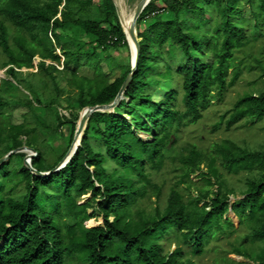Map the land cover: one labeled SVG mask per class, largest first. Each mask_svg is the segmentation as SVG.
Listing matches in <instances>:
<instances>
[{
	"label": "trees",
	"instance_id": "obj_1",
	"mask_svg": "<svg viewBox=\"0 0 264 264\" xmlns=\"http://www.w3.org/2000/svg\"><path fill=\"white\" fill-rule=\"evenodd\" d=\"M94 8L95 0H0V49L6 56L1 70L9 77L0 85V159L28 147L37 153L35 170L53 171L72 147L83 110L112 104L118 96L132 67L121 66L110 52L129 43L114 0H103L98 13ZM137 29L139 65L125 100L114 113L91 116L67 166L34 176L23 153L0 166V264H196L213 241L223 238L231 247L228 264H245L232 255L264 264V145L252 149L225 139L208 151L180 146L183 128L200 121L202 110L232 85L230 71L233 81L245 71L235 53L251 48L256 54L264 39V0H153ZM254 59L264 73V60ZM104 64L111 72L121 70V76L111 81ZM84 68L93 77L83 76ZM59 77L68 91L59 86ZM23 82L35 99L22 93ZM158 90L166 96L157 102ZM258 93L239 100L223 119L229 116L230 125L247 117L263 120L264 89ZM19 108L29 112L23 124L14 125L8 111ZM66 124H72L69 136ZM58 134L66 149L51 162L49 141ZM16 157L20 171L12 169ZM169 166L177 182L163 205L157 178ZM221 170L248 175L244 199L232 206L236 194L226 188ZM195 175L215 190L196 187ZM152 195L158 200L147 204ZM96 215L103 225L88 228ZM243 226L251 247L242 239L231 241ZM256 243L262 244L257 255L250 251Z\"/></svg>",
	"mask_w": 264,
	"mask_h": 264
},
{
	"label": "rangeland",
	"instance_id": "obj_2",
	"mask_svg": "<svg viewBox=\"0 0 264 264\" xmlns=\"http://www.w3.org/2000/svg\"><path fill=\"white\" fill-rule=\"evenodd\" d=\"M142 0H125V9L130 13L136 12L137 6L140 4ZM103 0H95V12L98 13V7L102 4ZM119 17L120 14V7L117 1L115 0ZM161 6L164 7V4L161 2ZM245 16L248 19H251L254 21L252 14L246 10ZM211 18V16H208ZM254 24V23H253ZM145 31V26L142 25L141 32ZM11 44L13 45V39L11 41ZM60 54V52H59ZM111 57L119 63L121 66H131L133 63V53L131 48L122 49L120 51H111L110 52ZM235 57L237 59V62H244L246 65L242 69V75L238 77L237 80L233 81L234 75H232V71H230V76L228 78V82L232 83V85H229L228 89L225 91L224 96L222 98L216 99L210 103V105L202 110V118L197 123H191L183 130L181 131V140H180V146H186L187 144H194L198 146L200 149H203L205 151L210 150V148L216 143L223 141L225 139H230L237 144L244 146V147H250L252 149H259L264 145V119L263 120H253L251 117H247L245 120H241L233 125H230L228 122L229 116H227L225 119H223V116H225L226 112L232 110L237 102L241 100L242 98L253 95V93L259 94L258 91H261L264 89V73L261 68L256 64L255 57L261 58L264 60V39H262L258 44L256 48V54H253V51L251 48H245L243 50H239L235 53ZM6 61V56L3 54L2 50L0 49V85L2 83V80L9 78L6 74V70H1L4 62ZM207 61L212 63L214 60L211 55L207 56ZM34 64L37 66L39 64V59L35 58ZM104 71L109 75L111 81H115L117 78L121 76V70H117L115 72H111L108 65H103ZM60 69H63L61 67ZM261 70V71H260ZM25 72H28L27 70H24ZM38 69L35 68L34 72H37ZM33 72V71H31ZM81 74L83 76L87 77H93L94 72L91 69L84 68L81 71ZM27 80L38 82V77L35 76H28ZM15 84V82H14ZM58 84L59 86L64 89L65 91H68V86L66 83V80L62 77L58 78ZM22 93H25L28 95L30 99H35L36 95L31 91V89L28 88L26 83H22L21 86H19ZM180 91L179 95V101H180V109L184 110V106L182 103V97L183 92L182 89H178ZM166 92L162 90H158L154 93V100L155 101H161L165 98ZM39 98L44 101L43 95L39 94ZM128 101V100H127ZM130 102V101H129ZM61 104L63 108H66V104L64 101H61ZM28 109L25 108H19L15 110L8 111V117L9 121L14 125H21L24 122L25 117L28 114ZM64 115L69 117L68 112H62ZM64 133H66L67 136H69L72 133V124H66L63 128ZM137 134L143 138L144 140H151V136H147L146 134L142 132H137ZM50 146L52 147L53 155H50V161H54L56 157L61 156L66 149V141L61 137V134H58L57 136H54L49 141ZM98 145V143H95V146ZM105 148V147H104ZM1 153V148H0ZM27 155L26 153H24ZM36 155L35 153H31ZM1 155V154H0ZM37 158V157H35ZM1 160V159H0ZM17 157L14 159V162L12 164L13 170H21L19 163L17 162ZM25 165V163H24ZM172 166H169L166 168V170L160 174L157 178V182L159 183V186L162 188V197L161 202L163 205L166 204V201L169 197V194L172 190V188L175 186L177 182V174L173 172ZM221 174L223 176L224 181L226 182V188L230 191L234 192L236 194V197H231V206L235 203L239 202L240 200L244 199L242 196V193L246 191V181L248 175L245 173H242L240 175H230L226 171L221 170ZM192 180L195 184H197L196 187L198 188H205V189H211L215 190L214 188H209L206 185V182L199 178L197 175L192 177ZM184 185L181 187L183 188ZM180 188V189H181ZM23 189V188H22ZM21 189V191H22ZM20 191V192H21ZM185 193V191H183ZM193 194L196 196L197 191L194 188ZM92 198L91 195L86 196L82 199L81 203H86L88 200ZM158 200L156 195H152L151 202H147V204L153 205ZM155 205V204H154ZM203 205V204H202ZM89 214H93V211H89ZM235 214L233 212H230L229 217H231L232 221L235 224L236 228H240V220L237 218V222L235 220ZM93 221V225H89V223ZM87 227L95 228L103 225V218L96 215L94 219L87 222ZM249 231L245 226H243L240 231L236 234H234L231 238V241L234 242L236 239H242L243 244L246 247H251V241L248 239ZM229 241V240H228ZM227 240L224 238L221 241H213L208 247H207V253L202 258H198L195 260L196 264H217L216 260L219 259L221 262L228 264V250L231 249L230 244ZM167 248H169V243L167 241L163 242ZM258 246L257 249L251 248L250 251L255 253V255L262 252V244L256 243ZM217 247H220V249H217ZM222 253L219 255L221 249ZM175 249V245L171 247V250ZM244 250V248H242ZM230 259L245 263V264H251L249 260H245L243 258L237 257V256H230Z\"/></svg>",
	"mask_w": 264,
	"mask_h": 264
},
{
	"label": "water",
	"instance_id": "obj_3",
	"mask_svg": "<svg viewBox=\"0 0 264 264\" xmlns=\"http://www.w3.org/2000/svg\"><path fill=\"white\" fill-rule=\"evenodd\" d=\"M153 0H142L140 2V4L137 6L136 8V12H135V17H134V22L133 25L129 31V36L128 34L125 32L124 26L122 24V27L124 29V32L127 36V40L129 43V47L131 48V41L134 43L135 48H136V56L134 58V61L132 63V71L129 74V76L127 77L125 83L123 84L118 96L116 97V99L114 100V102L112 104L109 105H100V106H96V107H89L83 110V112L81 113V117L78 123V127L75 133V137H74V142L72 144L71 149L69 150L68 154L66 155V157L60 162V164L51 172L49 173H40L37 170H35L32 166V162L35 159V157H37V153L35 150L30 149L28 147H22L18 150H15L13 152H11L10 154H8L6 157L2 158L0 160V166L5 164L6 162H8L10 160V158L15 155V154H24L26 153L27 156L25 158V166L28 170H30L32 172V174L34 176H38V177H47L50 176L53 173L59 172L60 170H62L64 167L67 166V164L71 161V159L73 158V156L75 155V153L77 152L78 148L81 145L85 130L87 129V125L88 122L91 118V116L96 113V112H100V113H114L115 109L119 106L120 102L125 100V92L128 89L137 69H138V65H139V59H140V39L138 37V29H137V23L139 18L141 17L142 13L144 12V10L148 7V5L152 2ZM115 2V0H114ZM121 21V19H120ZM7 71V70H6ZM30 153V154H28ZM31 153H35L31 154Z\"/></svg>",
	"mask_w": 264,
	"mask_h": 264
},
{
	"label": "bare ground",
	"instance_id": "obj_4",
	"mask_svg": "<svg viewBox=\"0 0 264 264\" xmlns=\"http://www.w3.org/2000/svg\"><path fill=\"white\" fill-rule=\"evenodd\" d=\"M117 3L119 4V7H120V19H121V22L124 26V29H125V32L128 34L129 36V31L133 25V22H134V17H135V13L133 12H128L126 9H125V0H116ZM130 37V36H129ZM131 50H132V53H133V61H134V58L136 56V48H135V45L134 43L131 41ZM30 154V153H28Z\"/></svg>",
	"mask_w": 264,
	"mask_h": 264
}]
</instances>
